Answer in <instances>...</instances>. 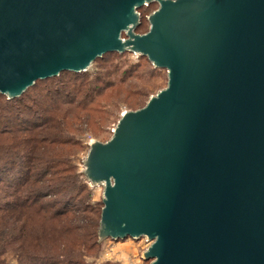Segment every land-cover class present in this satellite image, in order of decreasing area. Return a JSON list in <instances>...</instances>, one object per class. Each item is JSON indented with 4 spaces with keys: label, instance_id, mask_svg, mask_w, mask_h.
<instances>
[{
    "label": "water",
    "instance_id": "obj_1",
    "mask_svg": "<svg viewBox=\"0 0 264 264\" xmlns=\"http://www.w3.org/2000/svg\"><path fill=\"white\" fill-rule=\"evenodd\" d=\"M109 53L168 83L89 144L99 242L145 238L150 264H264V0H0V97Z\"/></svg>",
    "mask_w": 264,
    "mask_h": 264
},
{
    "label": "trees",
    "instance_id": "obj_2",
    "mask_svg": "<svg viewBox=\"0 0 264 264\" xmlns=\"http://www.w3.org/2000/svg\"><path fill=\"white\" fill-rule=\"evenodd\" d=\"M151 6L157 4L139 9V34L148 28ZM125 55L109 53L94 65L114 71ZM118 71L124 84L140 76ZM102 75L63 72L19 98L0 97V264H11L10 254L15 264H99L103 203H92V185L73 164L70 148L78 145L72 131L90 122L94 102L115 84Z\"/></svg>",
    "mask_w": 264,
    "mask_h": 264
},
{
    "label": "rangeland",
    "instance_id": "obj_3",
    "mask_svg": "<svg viewBox=\"0 0 264 264\" xmlns=\"http://www.w3.org/2000/svg\"><path fill=\"white\" fill-rule=\"evenodd\" d=\"M147 17L158 9V6L146 7ZM149 13V14H148ZM149 31L148 28L144 33ZM140 56L127 53L122 60L116 62L117 69L110 71L105 68L107 65L102 62L93 64L89 69V73L95 78L100 73H103L104 79L115 84L104 91V94L98 98L91 107L90 122L82 126V130L78 133L72 131L78 145L73 146L70 150L73 151L71 160L78 168V172L84 170L83 161L85 160L90 140H97L100 142L108 141L115 129L121 115L126 111H136L147 104L150 97L155 96L158 92L165 89L168 83L167 71L157 69L154 73L151 71V65L145 60H141ZM135 70L140 74L139 78H134L131 83H121L119 76L121 71ZM110 72H113L111 76ZM152 72L153 75H149ZM131 75V74H129ZM127 77V75H125ZM130 80V79H129ZM133 82V83H132ZM81 127V126H80ZM92 190V203L97 204L102 201L103 188L100 186H90ZM150 243L142 238L135 241L126 239L124 241L105 240L102 244L97 263L110 262L112 264H150L143 260L142 256ZM11 264L16 263V259L12 254L9 255Z\"/></svg>",
    "mask_w": 264,
    "mask_h": 264
},
{
    "label": "built area",
    "instance_id": "obj_4",
    "mask_svg": "<svg viewBox=\"0 0 264 264\" xmlns=\"http://www.w3.org/2000/svg\"><path fill=\"white\" fill-rule=\"evenodd\" d=\"M92 142V140H90L89 144Z\"/></svg>",
    "mask_w": 264,
    "mask_h": 264
}]
</instances>
